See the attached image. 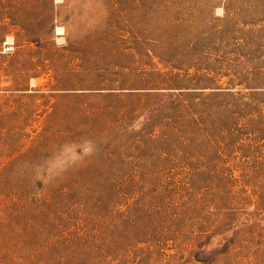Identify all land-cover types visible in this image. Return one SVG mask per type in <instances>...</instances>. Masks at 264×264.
<instances>
[{
	"label": "rangeland",
	"instance_id": "1",
	"mask_svg": "<svg viewBox=\"0 0 264 264\" xmlns=\"http://www.w3.org/2000/svg\"><path fill=\"white\" fill-rule=\"evenodd\" d=\"M0 264H264V0H0Z\"/></svg>",
	"mask_w": 264,
	"mask_h": 264
}]
</instances>
